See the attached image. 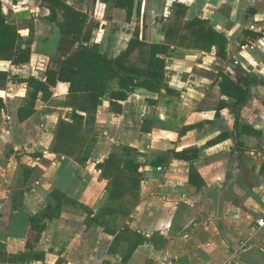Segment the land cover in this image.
Masks as SVG:
<instances>
[{
	"label": "crops",
	"instance_id": "0c3cea01",
	"mask_svg": "<svg viewBox=\"0 0 264 264\" xmlns=\"http://www.w3.org/2000/svg\"><path fill=\"white\" fill-rule=\"evenodd\" d=\"M1 1L5 14L7 6L17 3V13L12 14L17 24L30 21L28 30L20 26L23 38L17 41L16 49L31 45V62L15 65L11 60H0L1 71L13 79L17 74L15 82L8 81L7 89L13 90L17 83L18 93L21 86L25 90L28 86L19 83V78L36 71L35 52L56 51L60 33L46 18L49 10L40 0ZM68 2L92 18V12L83 6L86 0ZM94 2L100 19L111 3ZM178 3L185 6L184 12L179 13ZM135 16H141V28L134 22ZM157 17L163 20L161 25L152 22ZM197 17L206 19L209 26L227 38L228 58L218 56L217 46L205 50L196 45L191 35L185 37L188 30L180 25ZM126 22V27L112 35L104 31L96 40L112 56L127 49L137 30L147 42L165 43L167 29L178 24L166 67L172 92L137 88L118 114L119 127L109 122L105 132L104 128H95L99 129L96 135L100 143L106 145L98 163L114 151L116 141L146 155L139 158L145 164L139 188L128 190L123 198L110 203L109 180L102 176L98 164L92 170H83L80 156L54 152L52 145L45 158L57 164L53 190L76 199L92 213L88 216L80 205H64L59 217L41 222L44 229L36 239L30 217L37 213L28 202L46 209L47 201L37 187L39 181L13 193L2 191L0 257L4 259L0 264H264V227L258 226V220L264 219V85L251 86V96L236 126L235 100L222 95L217 84L219 71L229 72L225 67L236 71L232 59L239 62L242 71L240 75L231 74L236 81L246 76L244 69L264 77V0H136L132 19ZM30 23L33 35L29 33ZM253 33L261 35L253 38ZM68 88V83H58L57 91L65 90L60 100L67 98ZM7 89L0 88L5 103ZM55 98H59L56 93L51 99ZM39 103L42 107L25 121L18 117L22 105L18 102L17 106L0 110L3 116L16 118L17 150L26 138L37 134L38 121L48 117L49 121L56 120L49 116L50 101L39 99ZM220 103L223 107L217 114ZM111 111L109 101L104 99L97 110V120H105L104 113L113 116ZM147 118L157 120L150 132L141 130ZM57 120L53 142L60 119ZM198 123L204 125L180 133L183 127ZM221 134L226 135L224 140L208 143ZM186 148L200 150L193 163L194 173L189 162L176 158L165 165L151 164L167 150ZM40 156L29 165L30 170L41 165ZM26 160L27 156L22 157L21 162ZM33 233L34 239L29 241ZM140 237L145 240L138 242Z\"/></svg>",
	"mask_w": 264,
	"mask_h": 264
},
{
	"label": "trees",
	"instance_id": "16d2710c",
	"mask_svg": "<svg viewBox=\"0 0 264 264\" xmlns=\"http://www.w3.org/2000/svg\"><path fill=\"white\" fill-rule=\"evenodd\" d=\"M42 5L49 10L46 18L52 22L60 32L56 54L51 57V64L43 75L38 77L30 75L19 78L18 81L28 85L30 94L26 104L19 107L18 117L25 121L36 112V103L39 99L48 101L55 93L58 81L69 84V103L73 106L71 119H61L57 130V143L54 152L64 151L72 153V147L83 143L87 139V131H91L97 112L104 99L109 101L111 110L121 114L124 103L130 98L137 88H144L150 92H172L167 77L166 57L170 55L174 44V30L178 24L167 29L165 43L147 42L141 38L137 30L130 40L127 49L117 56H112L102 49L99 41L92 38V26L89 14L82 8L70 4L68 0H40ZM113 6L126 11L127 21H131L136 7V0H105ZM178 11L184 12L185 6L178 3ZM3 2L0 0V60H11L15 65H23L31 62L33 49L31 45L17 50V41L23 38L18 26L9 19L3 11ZM30 35L34 34V26L30 23ZM90 25V26H89ZM180 25V24H179ZM179 28L188 30L185 37L192 36L196 45L205 50L218 47V56L228 58L227 38L208 25V21L202 18H194L180 25ZM181 30V29H180ZM261 34L253 33L257 38ZM169 39V40H168ZM191 39V40H192ZM192 40V41H193ZM139 50L142 62H134L132 55ZM242 72V71H241ZM245 72L240 81H236L230 72L219 71L217 84L222 95L235 100L234 116L235 125H238L240 113L251 96V86L264 85V77L253 72ZM12 79L9 73L0 70V88L5 87ZM155 103L156 100L149 99ZM6 107L4 99L0 96V110ZM223 103L218 106L219 114ZM157 124L156 119L147 118L142 124L141 130L150 132ZM204 123L188 125L180 129L184 134L195 127H202ZM86 134V135H85ZM226 135L221 134L209 144H215L224 140ZM73 150V151H72ZM198 148H186L182 150L170 149L156 156L151 164L153 166L165 165L171 158L189 162L195 171L193 163L199 154ZM146 156L137 148L129 145H120L97 168L102 171V176L109 180V196L112 200L123 198L128 190L131 192L139 186L142 175L145 172V164L139 159ZM85 158V157H84ZM83 161V159H81ZM30 170V169H29ZM200 186V184H199ZM51 198L56 199L55 205H47L43 214H35L30 217V224L37 231L36 239L44 229L43 220L59 217L64 205L82 206L88 216L92 213L88 207L69 197L58 189L51 192ZM138 242L144 241L140 237ZM139 244V243H137ZM133 249H130V252ZM0 247V254H2ZM0 259H4L0 257ZM6 260V258H5Z\"/></svg>",
	"mask_w": 264,
	"mask_h": 264
},
{
	"label": "rangeland",
	"instance_id": "374dc122",
	"mask_svg": "<svg viewBox=\"0 0 264 264\" xmlns=\"http://www.w3.org/2000/svg\"><path fill=\"white\" fill-rule=\"evenodd\" d=\"M87 2L84 3V7L88 8L89 13L91 14L92 12V18L90 19V25L92 26V39L95 40H100V34L104 35V31L108 35H112L115 30H120L123 27H126L127 22H126V12L122 9H116V7L112 6L111 4L108 5L109 7L105 8L104 12L102 13V17L99 18V14L95 11L96 8V2L93 4V0H86ZM39 11V10H38ZM7 16L9 19L13 20V22L18 26L20 30V26H27L26 30H28V23L30 22L29 20L23 21V23L20 24V22L17 24V20L13 19L12 14L17 13V3H15L13 6H7L6 8ZM90 17V16H89ZM111 20L113 21L111 23ZM155 25L159 23L161 25V20L160 18H153L152 22ZM159 21V22H158ZM105 22V23H104ZM134 22L141 26L142 23V18L141 16L138 18V16L134 17ZM139 23V24H138ZM89 25V26H90ZM141 28V27H140ZM30 33V32H29ZM60 33V32H59ZM139 50L134 52L132 55V60L134 62H142L141 56L138 55ZM56 54V51L53 49H50L49 51L46 52H41L40 50L36 51L34 54V62H35V73L33 75L35 76H42V73L39 71L42 70L43 72L46 70V68L51 64V57ZM33 55V54H32ZM168 61V57L166 58ZM229 72L231 71L229 67H225ZM231 69H233L231 67ZM244 71L249 72L247 69H244ZM231 74L236 76V71H231ZM14 79H10L12 81H16L17 79V74L14 75ZM62 83H67L65 81H58ZM19 83H25L19 81ZM57 83V85H58ZM8 82L3 87L2 89L6 90L8 86ZM27 84V83H26ZM20 91L17 93V83L16 87H14L13 90L7 89V94L4 93V95H7V103L6 107L10 106H17V102L19 104H26L28 101V97L30 94L29 88L27 86V89L23 86L20 87ZM65 89V88H64ZM64 89H59L57 91V87L55 90L56 97L51 99L54 95L47 101L50 103L48 104L47 108L49 109V116H52L54 119H71L72 111H73V106L70 105L69 103V94L66 99L60 100L63 95L65 90ZM18 94V96H17ZM18 97V98H17ZM65 98V97H64ZM44 101V100H42ZM46 102V101H44ZM43 104L38 102L36 103V112L37 110L42 107ZM5 107V108H6ZM46 107V106H44ZM97 113V112H96ZM94 114L95 120L93 123L92 130L87 131V139L81 143L77 147H72L73 148V154L80 156L83 161L82 163V169L83 170H92L94 167L96 168V165L98 162L102 159V156H100L101 152L103 149L106 148V145L103 146V144L100 143L99 137H97L96 133L99 132V129L96 130V127L104 128L102 129V132H105V128L107 127V124L109 122L113 123L114 125H117L119 127L120 125V116L111 111V116L110 114H103V118L105 120L101 121L97 120V114ZM49 118V117H48ZM48 118H44L42 122L38 121L37 122V134L31 137L30 139H25L24 142L20 145L19 149L17 150V124L16 123V118H10L8 116H3L0 113V142L2 145V151L0 152V193L3 192H9L11 191L12 193L17 189L29 187L35 185L36 181H39V186H37L40 190V193L45 197V200L47 201V205L51 204L52 206L55 205L56 199L51 198V195L49 196V193H51L53 190V184H52V179L55 174V168L57 166L56 162L53 160L51 161L50 159L45 158V155L51 150L52 145L56 146L57 143V136H55V141L51 140L52 135H54L55 132V126L57 122L56 120H51L49 121ZM59 120V122H60ZM58 121V120H57ZM45 123V125H42V123ZM100 124V125H99ZM59 126V124H58ZM98 127V128H99ZM101 132V131H100ZM85 134V135H86ZM15 137V139L13 138ZM116 141V140H115ZM121 141V140H120ZM114 143V142H113ZM102 145V147L100 146ZM121 143L120 142H115L113 144L112 150L116 151L117 149L120 148ZM105 152V151H104ZM112 153V152H111ZM41 155V165L37 164L35 167H33L32 170L29 165H32L35 163L34 159ZM43 155V156H42ZM27 156V160L24 162H21L22 157ZM85 157V158H84ZM101 157V158H100ZM48 161V162H47ZM47 168V169H45ZM142 180V177H141ZM141 180L139 183V186L141 184ZM139 186L137 188H139ZM51 191V192H50ZM131 195V194H127ZM3 196V195H0ZM118 199L116 200H111L110 203H116ZM29 203V208L34 210L37 214H43L45 210L39 209L37 206H35L33 203ZM69 207H78L76 205H68ZM12 218V217H11ZM34 233L33 236H30L29 241H32L34 239Z\"/></svg>",
	"mask_w": 264,
	"mask_h": 264
},
{
	"label": "water",
	"instance_id": "95a60500",
	"mask_svg": "<svg viewBox=\"0 0 264 264\" xmlns=\"http://www.w3.org/2000/svg\"><path fill=\"white\" fill-rule=\"evenodd\" d=\"M232 62L234 64V69L240 75L241 74V69H240L239 62L236 59H232Z\"/></svg>",
	"mask_w": 264,
	"mask_h": 264
},
{
	"label": "built area",
	"instance_id": "2783aa9c",
	"mask_svg": "<svg viewBox=\"0 0 264 264\" xmlns=\"http://www.w3.org/2000/svg\"><path fill=\"white\" fill-rule=\"evenodd\" d=\"M258 226L264 227V219L258 220Z\"/></svg>",
	"mask_w": 264,
	"mask_h": 264
}]
</instances>
